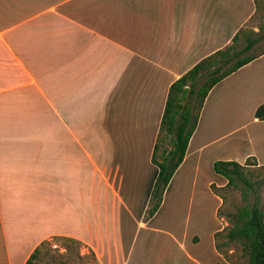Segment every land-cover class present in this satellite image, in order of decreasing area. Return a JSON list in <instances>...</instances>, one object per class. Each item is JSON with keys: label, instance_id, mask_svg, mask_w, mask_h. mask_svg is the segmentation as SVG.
Returning a JSON list of instances; mask_svg holds the SVG:
<instances>
[{"label": "crops", "instance_id": "crops-1", "mask_svg": "<svg viewBox=\"0 0 264 264\" xmlns=\"http://www.w3.org/2000/svg\"><path fill=\"white\" fill-rule=\"evenodd\" d=\"M254 13L253 0H0V264L54 237L98 264H230L213 164L264 165V55L211 89L143 218L170 85Z\"/></svg>", "mask_w": 264, "mask_h": 264}, {"label": "trees", "instance_id": "trees-1", "mask_svg": "<svg viewBox=\"0 0 264 264\" xmlns=\"http://www.w3.org/2000/svg\"><path fill=\"white\" fill-rule=\"evenodd\" d=\"M255 13L224 48L196 63L174 81L167 94L160 127L151 157L158 168L148 207L143 218L149 221L159 209L163 194L175 171L182 163L187 144L197 126L200 112L211 89L243 66L264 55V33L251 26L264 0H253ZM264 121V105L254 114ZM213 170L226 180V185L210 186L211 192L221 200L217 218L225 223L214 234L217 252L230 264H264V211L261 192L264 189V165L255 158L243 164L233 161H216ZM67 244L65 251L72 252L83 246L79 241L54 237ZM42 242L25 264H42L47 253ZM93 259L96 261L93 253Z\"/></svg>", "mask_w": 264, "mask_h": 264}, {"label": "rangeland", "instance_id": "rangeland-1", "mask_svg": "<svg viewBox=\"0 0 264 264\" xmlns=\"http://www.w3.org/2000/svg\"><path fill=\"white\" fill-rule=\"evenodd\" d=\"M259 34L264 33V9H261L256 19L251 24ZM261 203L264 211V189L261 192ZM67 244L59 239H49L48 243L42 248L48 255L42 264H97L93 259L91 252L81 246L75 251L66 252Z\"/></svg>", "mask_w": 264, "mask_h": 264}]
</instances>
